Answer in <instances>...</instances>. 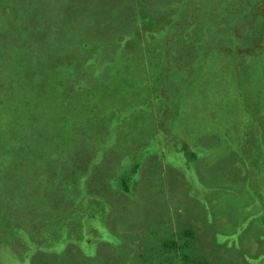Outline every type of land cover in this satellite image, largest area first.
<instances>
[{"label": "rangeland", "instance_id": "obj_1", "mask_svg": "<svg viewBox=\"0 0 264 264\" xmlns=\"http://www.w3.org/2000/svg\"><path fill=\"white\" fill-rule=\"evenodd\" d=\"M157 1L163 2L134 0L127 12L130 0H0V264H15L2 256L17 258L16 251L23 250L20 239L32 225L44 226L32 234L38 241L54 224L56 232L67 231V212L56 216L47 208L67 200L69 210L79 213L75 190L82 188L84 176L79 174L74 181L72 165L81 167L91 155L104 163L106 172L115 173L107 177L99 163H86L84 173L92 178L93 170L102 194L123 190L124 183L117 179L122 177L119 168L127 170V164L117 160L111 149L118 150L121 144L142 155L138 169L125 173L132 195L122 191V197L112 202L118 206L102 215L100 235L114 237L135 213L144 225L139 228H144V243L155 245L156 218L171 220L179 214L180 222L196 227L197 236L186 248L191 264H264V190L260 188H264V39L250 35L253 17L264 26L260 8L264 0H169L152 28L147 11L153 8L146 4ZM222 4L233 9L223 12ZM235 28L248 39L241 54L242 44L233 39ZM112 34L127 39L115 50L116 62L105 64L112 49L105 52L103 62L102 54L92 52L89 65L96 67L92 76L86 67L75 69L70 92L61 83L51 85L62 78L58 63L50 61L57 45L64 48V59L74 63L85 51L72 41L82 47L108 36L113 39ZM144 35L162 45L149 64L143 60L148 53L136 48ZM128 40L131 53L125 46ZM185 51L195 70L187 64L161 83L150 81L151 74L165 70L164 55L176 60ZM92 79L94 84L89 85ZM117 80L126 86L120 87ZM73 96L80 104L89 100L88 109L69 112L63 97ZM177 100L185 103L178 105ZM142 125L153 132L151 142H136L137 135L129 134ZM84 128L92 130L95 138L80 137L88 150H77L79 143L72 141ZM63 140L68 146L59 147ZM253 140L258 148L251 146ZM254 168L259 172L250 178ZM200 184L232 185L234 190L224 193L210 187L208 194ZM252 186L260 189L258 196ZM87 208L86 217L93 214L89 211L97 212L94 206ZM78 213H70V219L78 221ZM69 237L70 245L58 253L78 257L74 264L88 263L89 247L84 249L75 236ZM30 245L35 251L32 264H43L45 245L40 248L37 241ZM245 249L254 261L244 262ZM254 249L262 253L255 254ZM143 256L137 263L150 264L152 258Z\"/></svg>", "mask_w": 264, "mask_h": 264}, {"label": "trees", "instance_id": "obj_2", "mask_svg": "<svg viewBox=\"0 0 264 264\" xmlns=\"http://www.w3.org/2000/svg\"><path fill=\"white\" fill-rule=\"evenodd\" d=\"M133 2L134 0H130V4H128L126 7L127 12L131 10L132 8L131 4H133ZM168 2L169 0H163V2L161 1L154 2L155 5H150L149 3L146 4L151 9L153 8L152 11L149 8H147L149 9L148 11L151 12V14H149L147 11V17L149 19L148 24L151 25L152 28H154L157 25V19H159L160 16L163 15V12L160 10L162 5ZM168 4H171V3H168ZM263 5H264V1L260 4V8L262 9V14L264 16V6ZM154 7L156 8L155 11H154L155 9ZM222 7H223V12H228L233 9L230 5H227V4H222ZM193 12L195 13V10H193ZM252 23H253L252 32L250 33L251 37H254L257 39H264V26L257 24L255 17H253ZM239 30L240 28L234 29L233 39L235 41H239L242 44L241 50L239 51V53L241 54L246 50L245 47H247L248 39L246 38L244 33L243 32L240 33ZM151 31L153 32L154 30H151ZM167 33L168 32H166V34ZM237 34L238 35L240 34V35L238 36ZM112 37L113 39H109V36H108L107 38H103V40H95V41H92L91 43L83 44L82 47L78 46L75 41H72V45H74L77 49L83 52L85 51V55L80 59V61L74 60L73 61L74 63H70L64 59L65 53L64 51H62L64 50V48L60 45H57L50 53L52 55L50 56V61L52 63H58V67H59L58 69H61L62 78L60 80H52L51 85L61 83L64 85L65 90L70 92L74 90L69 86V82L74 83L72 80V77L76 74L75 69H83L84 67H86L87 70L91 72V76H92V73L96 70L94 69L96 67L92 66L91 68V66L89 65V63L91 62L90 57H91L92 52L97 53L99 55L102 54L101 56H102V62H103V61H106L105 52H108L109 49H112L113 53L107 56V61L105 62V64H109L112 61L116 62L117 58L115 55V50L117 49L119 45L125 44L127 42V39L125 36L119 39L115 38V34H112ZM115 41H116V45H114ZM137 42H141L140 48L136 46L137 51L148 53L149 57L147 59H145V57L143 58L145 64L147 63L149 64V61L154 56L158 57L157 52H159V50L162 47L160 43H155L154 39H150L148 36H145V35L140 37L137 40ZM130 43L131 41L128 40V45H125L129 53H131V51L133 50L131 48L132 45H130ZM150 46H151V49L149 50V52H146L144 49ZM72 49L74 50V48ZM256 52L260 53V49H257ZM185 53L186 54H183V55L179 54L178 57L175 58L176 60L169 59L164 55L162 59L165 60V70L159 69V71L154 73V77L151 74L150 81L156 84L161 83L165 81L167 77L171 75L173 71L174 73H176L177 68H185L187 64H189L190 67L192 66V68L195 70L194 60L191 58V56L189 55L187 51H185ZM155 62H158L156 58H155ZM166 75L167 77H165ZM116 76L117 75H115V78ZM93 80L94 79L88 82V84L89 85L94 84ZM117 82L120 83V87L126 86V85L123 86L120 80H117ZM89 85H86V88H87V91H89L90 94H92L93 92H91V90L89 89ZM147 90H148V85H146L145 87V91H146L145 93L148 92ZM157 96H162V95L158 94ZM166 97L167 96L164 95V98ZM63 98H64L66 105L69 107L67 108L69 112H75V111L83 112V108L86 107L88 109L90 105L88 103L89 100L83 104H80L79 97L77 96H73L71 98L69 97H63ZM177 101H178L177 103L178 105H183L185 103L182 100H177ZM85 112L87 114L90 111H85ZM94 115L95 113H93V110H92L88 119L92 121L94 118ZM140 127L138 129L136 127L135 128L133 127L134 129L132 128L129 130L130 135L131 134L137 135L136 142H149V141L151 142L152 140H154L153 137L151 136L153 132L150 129H148V127H145V125H142ZM100 129L103 131V128H100ZM85 135L89 136V139L91 141H94V138H95L94 132L92 130H88L87 128L82 129L72 141V145L75 143L77 144L79 143L78 146H76L77 150H81L83 148H85V150H88L86 149L87 146L80 143L81 142L80 137L82 136L84 137ZM58 144H59V147H62L65 144L68 146V142H66L65 140H63L62 142H58ZM251 146L258 148L259 144L253 140ZM203 147L204 146L202 145L199 148V150L202 149ZM111 149H112V154L117 160L124 161L127 164V170L126 169L122 170V167L119 168L122 177L121 179H117V181H121L124 183L123 190L115 189L112 193L102 194L101 184L95 179L93 170L91 169L92 178L88 177L85 174L86 166H87L86 163L89 161L90 162L95 161L99 163L101 165L102 171L105 172L107 177L113 176L115 175V173L106 172L104 170V163L101 162L99 159L93 158L91 155H89V157L85 159V162L81 164L82 165L81 167L75 164L72 165V174H70V176H73L74 181L79 174L84 176V179L81 176V178L83 179L82 188L79 187V188H76L75 190V192L78 193L77 194V204L80 205L79 210H78L79 213L69 210V205H68L67 200L65 202L52 203L47 208L48 211L55 210L56 216H59L62 213L67 212L68 216L65 221V227L67 231L56 232L55 230L56 228L54 224L52 226H49V232L47 236L41 239L40 241H38L32 234L42 231L44 226L43 225H37V226L32 225L33 228L28 230L27 236L22 237L20 239L21 247L23 250L18 251V252L16 251V253H18L17 258H14L12 256L13 254L12 255L3 254L2 257L7 258L9 260L10 259L13 260L15 264H32V261H34V258H32V255L34 256L35 251L31 249L30 244L35 243L37 241L39 245L38 247L42 248V246L45 245L44 249L47 250V255L45 256V260H43L42 262L43 264H50L51 261H53L51 264H54V263L74 264V262L78 260V257H74L72 255H66L64 253H58L63 247L70 245L69 235H71V238L75 236L76 240L81 241L83 243L84 249H87L89 247L88 263H85V264H116L118 260L123 261L122 264H141L142 260L137 263V259L140 258V256L142 255L148 256V259L152 258L151 260L148 261L150 264H157L158 261L164 262V264H191V262L188 261V259L191 257V254L189 250H186V248L190 246L193 235L197 236L196 227L192 225V222H189V223L180 222L178 219L179 214H175L173 219L171 220L168 217L164 220L163 218L162 219L156 218L157 220L155 221V224H156V229L159 234V237L157 239L156 244L155 245L153 244L154 246L152 244L144 243V239H145L144 230H143L144 228L142 229V231L139 230L140 225L141 226H144V225L138 222V218H136L137 215H135V213H132L126 219V223L124 224L123 230L121 229L116 230V235H114V237L113 235L105 237L98 233V231L101 229L100 224H103L102 221L100 222V220L103 219L102 215H104L108 211L109 213H111L110 212L111 208L113 206H118L117 204L112 205V202L119 200L122 197V191L132 195V192H129L130 185H129L128 178L125 175V173L130 170L135 171L138 169V164L140 161V157L142 155V151H139V152L132 151L127 146V144H121L118 150H115V148H111ZM193 149H196V148H193ZM144 150L150 151L149 148H145ZM87 152H90V151H87ZM259 156H260V153L256 154L257 162H258ZM77 170H79V173H76ZM254 171L255 172L251 174L250 178H254L256 176V174L259 172V168L258 169L254 168ZM74 181H73V184H74ZM80 182L81 180L78 182V185H81ZM64 183L66 184L65 189H68L70 184L66 183L65 180H64ZM196 185H199V184L196 183ZM200 185L204 186L202 187V190L204 189V191L207 188L208 194H210V187L221 189V191L223 190L224 193H228V191H231V189L234 190V186L232 185L228 187L222 186V185L220 186L210 185V187H207V185H204V184H200ZM242 185L246 189L247 182H245L243 178H242ZM252 187H253L254 193L258 196L260 194V189L256 188L255 186H252ZM260 188L262 189V191L264 190L262 185ZM69 194L74 195V192H68V195ZM123 196H126V195L123 194ZM87 197L91 198V200L87 202L81 201L82 199H85ZM87 205L94 206L97 212L94 213V212L89 211L90 214L92 213L93 214L86 217L84 213L85 211H88ZM70 213H78V215H76V219H78V221L73 220L72 216L70 219L69 217ZM167 221L169 222L165 224ZM98 225H100V227H98ZM30 235H32L31 242H29ZM221 235L223 236V234ZM136 248L139 249L140 253L136 251ZM254 250L256 251L255 254L260 253L262 251L259 249H254ZM1 253H2V250L0 249V254ZM11 253H14V252H11ZM159 253L160 255L158 256ZM241 254H243L244 256L245 263H247V260H250V262L254 261L253 259H251V257L249 256L250 253H248L246 249L243 250ZM129 256H132V257L129 258ZM31 258H32V261H31ZM200 264H206V262L205 263L202 262Z\"/></svg>", "mask_w": 264, "mask_h": 264}]
</instances>
